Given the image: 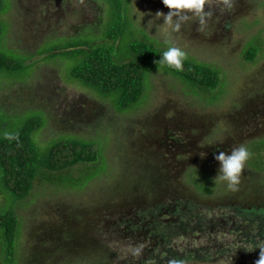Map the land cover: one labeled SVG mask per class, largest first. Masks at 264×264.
<instances>
[{
	"label": "rangeland",
	"instance_id": "rangeland-1",
	"mask_svg": "<svg viewBox=\"0 0 264 264\" xmlns=\"http://www.w3.org/2000/svg\"><path fill=\"white\" fill-rule=\"evenodd\" d=\"M64 4V0H12L6 15L0 13L5 19L3 46L29 57L21 51L46 49L55 41L50 39L79 33L97 24L99 15H106L97 12L95 3L71 0ZM134 9L142 16L141 24H132L137 37L142 42L151 38L157 47L166 48L163 16L157 17L156 12L166 13L168 7L162 0H130V13ZM211 11L203 29L190 19L170 36L187 57L219 69L221 86L210 93L194 95L189 91L192 85L165 66L150 67L148 89L139 104L121 112L110 98L69 81L73 59L40 60L45 54L27 60H40L27 83L2 78L0 102L7 101L9 112L34 113L31 109L36 107L48 112L45 126L36 133L41 147L62 135L95 139L107 162L101 173L79 186L66 185L71 172L63 175V184L42 185L45 180L38 179L32 193L17 201L13 209L22 220L18 246L25 253V264H112V260L125 264L136 256L131 251L136 246L144 257L158 254L157 243H150L146 236L138 243L110 227L116 215L131 216L136 205L175 204L186 197L201 200L204 205L192 212L210 219L203 228L177 233L172 239L171 244L182 251L208 246L203 254L209 260H189L190 264H255L260 249L236 230L241 220L230 206H247L256 195L264 201V188L257 184L264 182V173L260 176L248 160L236 190L214 177L219 167L215 153L264 138V0H233L229 10L212 0ZM251 45L261 47L253 62L244 57ZM209 140L218 142L206 144ZM83 168L74 169L81 173ZM196 169L209 173L214 194L202 196L193 189L190 172ZM7 203L0 193V208ZM62 232L65 235L60 237ZM79 232L100 239L106 235L115 256L110 250L104 255L99 246L77 247ZM0 264H5L1 253Z\"/></svg>",
	"mask_w": 264,
	"mask_h": 264
},
{
	"label": "trees",
	"instance_id": "trees-1",
	"mask_svg": "<svg viewBox=\"0 0 264 264\" xmlns=\"http://www.w3.org/2000/svg\"><path fill=\"white\" fill-rule=\"evenodd\" d=\"M68 1L71 0H64V6L68 4ZM80 1L95 3V6L98 4L97 12L99 14L105 12L106 15H99V21L95 24L97 26L92 25L87 29L84 27L79 33L50 39L55 41L46 49H37L35 53H29V50L21 51L30 55L29 57L16 55L10 51L13 48L3 46L5 19L0 17V76H2L0 82L2 78H14L27 83V79L33 76L31 74L40 60L69 58L74 60L67 77L69 81L91 89L101 97L110 98L114 109L124 112L131 106L139 104L148 89L150 67L160 66L156 61L164 48L157 47L154 42H151V38H149L150 42L145 39L142 42L137 37L136 31L132 30L134 17H130V0ZM11 7L12 0H0V13L3 16ZM8 23L6 21V26ZM260 50L261 47L256 45L247 46L244 52L245 60L255 61ZM35 54L45 55L40 60L27 62L30 57L34 58ZM151 63L155 65L150 66ZM163 66L183 82L191 84L192 88L189 91L194 95L215 91L222 83L219 69L195 58L187 57L183 62V69L179 71ZM215 94L217 95V92ZM5 104H8L7 101L0 102V132L8 130L15 132L16 136L8 139L0 135V193L7 197L8 202L0 208V253L5 264H25L22 258L25 253H20V246H18L22 220L13 209L17 201L32 193L38 179L45 180L41 183L42 185L63 184V175L71 172L69 175L71 180L68 179L65 182L66 185L79 186L82 181L84 183L90 181L101 173L99 169L107 162L99 145L100 142L95 139L62 135L53 138L47 146L41 147L37 142L36 133L48 120L45 107L31 109L34 113H30V110L25 112L27 109H22V112H18L19 115H15L17 112H9ZM248 146L252 152L248 159L249 165L260 170L261 176L264 173V138L254 140ZM75 166L77 168L84 166V168L81 169V173H78L74 169ZM66 168L70 169L65 170ZM190 173L193 189L198 191V194L202 196L214 194L209 173L200 174L198 169ZM258 183L263 189L264 182ZM257 196H254V203L246 204L247 206L242 204L230 206L241 220L237 222L239 224L236 230L245 239L248 238V241L254 240L253 242L264 241V201L260 202ZM262 196H264L263 193ZM200 201L192 197H186V200L176 199L175 204H172V201L168 203L158 201L160 204L153 203L148 207L136 205L131 216H126L124 213L116 215L117 218L110 227L112 231H117V234H128L138 243H141V238L146 236L147 241L152 244L157 243L158 247V254L144 257L141 251L133 256L134 259L127 258L125 264H168L171 258L180 257L197 261L209 260L203 254L206 250L208 251L207 245L191 247L185 251L172 245V239L177 233L201 229L206 225L204 223L210 221L206 216L192 212L204 205ZM174 205L175 208H173ZM164 213L172 218L167 219ZM92 230H95L94 226ZM64 235L63 232L60 233V237ZM76 237L77 247L99 246L104 255L110 250L106 235L102 239L92 233L87 235L80 233ZM110 252L115 256L112 250ZM112 264H115L114 260Z\"/></svg>",
	"mask_w": 264,
	"mask_h": 264
},
{
	"label": "clouds",
	"instance_id": "clouds-1",
	"mask_svg": "<svg viewBox=\"0 0 264 264\" xmlns=\"http://www.w3.org/2000/svg\"><path fill=\"white\" fill-rule=\"evenodd\" d=\"M162 2L168 7L169 11L163 13L158 10L156 16H163V22L161 23L165 33L163 43L167 47L160 52V57L156 63L179 71L183 69V62L187 58V52L183 47L172 42L170 39L171 33L179 30L182 22L190 19H195L199 27L203 29L207 24V18L212 15V0H162ZM217 3L223 10H229L233 7V0H217ZM134 13L136 14L133 21L134 25L137 23L141 24L142 16L135 9L130 13V17H133ZM0 135L12 139L16 136V133L3 130ZM216 142L218 141L209 140L206 144ZM251 155L250 147L243 142L232 146L228 152L222 150L215 153V159L219 161V167L214 181H222L228 189L236 190L241 179L242 170ZM256 246L259 247L260 252L255 264H264V242L257 241ZM131 251L134 254H138L141 251V247H131ZM168 264H190V262L187 258L180 257L171 258Z\"/></svg>",
	"mask_w": 264,
	"mask_h": 264
}]
</instances>
